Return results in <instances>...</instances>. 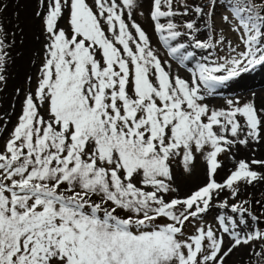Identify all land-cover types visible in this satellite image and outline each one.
I'll list each match as a JSON object with an SVG mask.
<instances>
[{
    "label": "snow or ice",
    "instance_id": "1",
    "mask_svg": "<svg viewBox=\"0 0 264 264\" xmlns=\"http://www.w3.org/2000/svg\"><path fill=\"white\" fill-rule=\"evenodd\" d=\"M19 2L0 0V93ZM29 2L44 44L0 106V264H264V203L241 199L264 184V99L208 103L264 68V0Z\"/></svg>",
    "mask_w": 264,
    "mask_h": 264
},
{
    "label": "bare ground",
    "instance_id": "2",
    "mask_svg": "<svg viewBox=\"0 0 264 264\" xmlns=\"http://www.w3.org/2000/svg\"><path fill=\"white\" fill-rule=\"evenodd\" d=\"M20 8L23 11V17L21 21V40L19 43V57L15 61L19 64V70L17 72L16 78L12 79L11 84L14 85L10 91L9 100L12 102L15 94V87L22 85L26 81V78L31 73L32 69L30 65L32 64L35 57L40 54V39H37L38 35L33 29V23L36 20L33 13L36 10L35 3H30L29 0H20ZM19 31V30H18ZM194 63L188 64L187 67L194 69ZM18 69V68H17ZM182 76H189L190 73L186 68L179 69ZM264 90V68H258L255 72L248 73L241 78H239L235 83H232L230 87H220L215 90L214 94L208 99L213 101L214 98L218 97H227V96H236L243 94L245 96L250 95L252 92H255L256 95ZM214 102V101H213ZM247 153L241 152L240 156L237 159L246 156ZM257 158H264V146L261 147L260 152L257 153ZM230 167L229 163L225 162V169ZM225 175V170H221L220 175L217 176V179H221ZM201 178V179H200ZM204 177L198 176L196 182L190 183L188 186L181 188V194L184 192L190 191L197 184L203 181ZM247 250L239 249L229 260V264H246L247 262ZM243 257V259H242Z\"/></svg>",
    "mask_w": 264,
    "mask_h": 264
},
{
    "label": "rangeland",
    "instance_id": "3",
    "mask_svg": "<svg viewBox=\"0 0 264 264\" xmlns=\"http://www.w3.org/2000/svg\"><path fill=\"white\" fill-rule=\"evenodd\" d=\"M21 9L22 8H20L19 3L18 4L17 3H9L7 10L3 13L4 25L6 28L15 31V39H16L15 47L12 49V63L10 64L9 70H8L9 75H8V80H7V86L4 88L3 92L0 93V106H2V109L4 112L10 111V104L15 101L16 89L21 90L20 99H22L23 98V92L26 91L27 87H28L26 81L24 83H22V85H20V86L17 85V87H15L14 98H13L12 102L10 101L11 100L10 91L14 87V85H12L11 82H12V79L14 80V78H16L17 72L19 70V66H18L19 64L15 60L18 59L19 53H20L18 46H19V43L21 40V21H22V17H23V15H22L23 11ZM222 11H223V9H218V12H222ZM16 13L19 14L18 17L16 15ZM16 25H19V28H16ZM145 27H147V24H145ZM33 29L40 39V47H41L40 48V54L37 57H35L32 64L30 65L32 71L29 74V76L32 77V85H33V87H35V80H36V77L38 74L37 73V67L41 63V59H42L41 53L43 51V44H44V38L41 35L42 26H41L39 20L36 19L34 21ZM150 34H151V32H150ZM228 35L230 36V38L232 39L233 42L236 41V35L234 33H228ZM152 40H153V44L155 45L157 38L155 36H153ZM161 51L163 53L164 50L161 49ZM170 62H172V61H170ZM172 63H173V67L176 68L177 67L176 63L175 62H172ZM229 97H233V96L214 98L213 99L214 102L213 101L208 102L209 106L210 107L222 106L225 103V100ZM9 98H10V100H9ZM257 99H258V102L261 99H264V90L257 94ZM16 110H17V112H19V104L18 103L16 105ZM14 122H15V117H13V123ZM221 160L224 161V163L226 162L224 157H221ZM178 176H179V171H178ZM198 176L204 177L203 164L199 160L197 161V166L194 169L193 174L190 176L184 175V176L180 177L178 182L180 183L181 188H184V186H188L190 183L196 182ZM248 194H252L253 199L259 197L260 195H264V184H261L255 188H248L247 192L241 197V199L247 198ZM208 219L210 221L211 216H209Z\"/></svg>",
    "mask_w": 264,
    "mask_h": 264
},
{
    "label": "trees",
    "instance_id": "4",
    "mask_svg": "<svg viewBox=\"0 0 264 264\" xmlns=\"http://www.w3.org/2000/svg\"><path fill=\"white\" fill-rule=\"evenodd\" d=\"M255 199H260L262 201V203H264V195H260L259 197L255 198ZM260 210H261L260 207L257 206L256 211L259 212Z\"/></svg>",
    "mask_w": 264,
    "mask_h": 264
}]
</instances>
